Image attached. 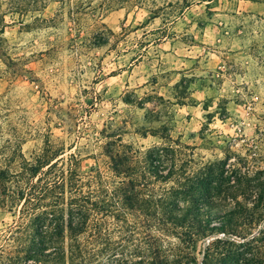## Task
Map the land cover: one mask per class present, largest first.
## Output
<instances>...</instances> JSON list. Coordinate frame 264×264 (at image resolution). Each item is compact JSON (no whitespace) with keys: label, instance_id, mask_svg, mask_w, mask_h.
Listing matches in <instances>:
<instances>
[{"label":"rangeland","instance_id":"1","mask_svg":"<svg viewBox=\"0 0 264 264\" xmlns=\"http://www.w3.org/2000/svg\"><path fill=\"white\" fill-rule=\"evenodd\" d=\"M30 1L0 0V168L57 157L102 184L79 251H24L0 194V264H264V0Z\"/></svg>","mask_w":264,"mask_h":264},{"label":"trees","instance_id":"2","mask_svg":"<svg viewBox=\"0 0 264 264\" xmlns=\"http://www.w3.org/2000/svg\"><path fill=\"white\" fill-rule=\"evenodd\" d=\"M48 0H31L26 7V4L16 5L17 9L28 10V7H33L38 2L42 3V7ZM35 4V5H32ZM36 5V7H38ZM166 148L155 147L148 150L146 158L152 167L160 168L166 157ZM109 167L118 174H123L121 167L126 163V168H132V157L122 158L120 155L109 154ZM124 159V160H123ZM59 160L56 158L38 157L32 162L26 160L22 161L19 174L10 173V168H0V194L6 195L12 199L13 208L18 203L20 206V213L25 218H28L29 223L33 226V236L29 239L26 245H23L24 251H79L78 239L81 233L85 231L91 217L92 191L84 192V186L95 183V185L102 184L100 179L96 180V175L93 179L85 180L81 174L77 173L72 165H59ZM46 168V169H45ZM209 169V168H208ZM206 169L203 170V173ZM210 172V170H209ZM211 173V172H210ZM11 177H15L16 184L14 190H11ZM98 178V177H97ZM145 178V175H143ZM95 179V180H94ZM213 177L208 174L199 177L198 184L204 193L211 192ZM138 179H130L127 185L130 189H136L140 186ZM101 182V183H100ZM207 184L211 187L208 188ZM11 190V191H10ZM8 193V194H7ZM69 193V195H67ZM221 191H217V194ZM125 199L128 200L127 197ZM18 200V201H17ZM188 214L184 218H188ZM199 219L194 224V228L200 232L208 225L202 223ZM188 227V226H187ZM221 228L213 225L209 229ZM264 232V229L261 233ZM67 240L68 245H65ZM258 240L254 236L238 245L237 251H258V246H255V241ZM241 255V253H237ZM34 257L35 255H30Z\"/></svg>","mask_w":264,"mask_h":264}]
</instances>
